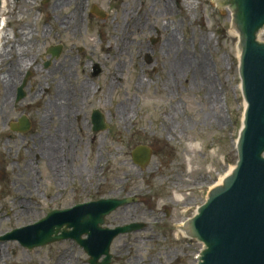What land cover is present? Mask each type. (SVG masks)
I'll return each mask as SVG.
<instances>
[{
    "label": "rangeland",
    "instance_id": "374dc122",
    "mask_svg": "<svg viewBox=\"0 0 264 264\" xmlns=\"http://www.w3.org/2000/svg\"><path fill=\"white\" fill-rule=\"evenodd\" d=\"M13 1L6 0L2 12L6 26L0 53V218L6 212L10 218L0 221V230L35 224L57 208L59 194L68 200L67 196L75 195L79 201L92 196H135L136 204L122 207L106 219L107 226L147 224L143 231L114 241L110 251L116 264H194L203 246L184 237L178 227L195 214L208 191L234 167L244 110L237 69L238 36L228 9L218 0L111 3L107 21L110 34L118 35L113 25L126 18L132 23V12L140 9L142 22L149 24L140 36L108 38L112 53L118 52L116 48L122 52L112 57L111 65L121 63L122 70L116 76L111 70L115 81L104 97L112 116L109 133L94 141L78 135L63 148L58 143L65 137L53 139L41 134L38 96L30 101L27 117L35 133L22 138L8 129L7 90L2 80L10 38L4 35H11L10 14H22L20 4L13 6ZM32 2L24 7L29 24L35 16ZM100 5L109 6L107 0ZM114 8L122 14H115ZM45 20L58 31L49 10L37 22ZM152 24L159 30V38L151 51L147 40ZM97 25L92 19L91 36H96ZM36 28L29 34L38 36L44 30L40 25ZM169 38H173L174 47L168 50L164 46ZM258 39L264 43V29ZM145 53L153 60L151 66L141 60ZM174 64H187L188 69L184 66L179 78L171 81ZM41 83L36 74L32 96ZM138 146L152 150L143 169L131 158ZM43 150L50 155L39 156ZM66 179L76 181L72 186H61Z\"/></svg>",
    "mask_w": 264,
    "mask_h": 264
},
{
    "label": "flooded vegetation",
    "instance_id": "af4514ba",
    "mask_svg": "<svg viewBox=\"0 0 264 264\" xmlns=\"http://www.w3.org/2000/svg\"><path fill=\"white\" fill-rule=\"evenodd\" d=\"M30 1L32 2L14 0L13 6L20 4L22 14L13 11L9 16L11 35L6 61V75L11 78L7 90L8 129L22 138L35 133L31 123L30 130L26 132L14 131V128H19L18 122L22 117L30 116V101L36 100L35 97L38 96L42 135L53 139L66 137L68 140L81 135L94 141L96 137L110 131L108 125L105 131L96 132L94 120L110 122L112 116L104 97L115 81L114 77H111V70H115L113 72L115 76L122 70L121 63L111 65L114 61L112 57L122 52L116 48L118 52L112 53L108 38L140 36L149 23L142 22L140 9L132 12L135 16L132 23L126 18L113 25V30L118 35L110 34V27L107 24L112 12L110 5L119 0H107L109 6L106 8L100 5L104 0H34L32 4L35 8H32L31 12L35 16L32 24H29L26 21L29 18L28 12L24 7L29 5ZM47 10L53 13L58 31H53L46 20L42 23L37 22ZM114 10L115 14H122L121 10L116 8ZM123 13L125 15L126 11ZM152 15L154 16L153 10ZM92 19L98 23L95 37L89 33ZM37 25L44 29L40 35L26 34V31L32 29L36 32ZM149 28L147 44L151 46L152 51L158 42L159 30L153 24ZM46 30L47 34L44 33ZM141 60L143 64L150 66L153 64L152 58L146 53ZM36 74L40 75L42 83L32 96L35 89L32 87V80ZM75 181L66 179L65 183L60 185L72 186ZM63 195L57 196L60 199L55 209L57 211H67L80 204L98 200L92 196L89 200L79 201L75 195L67 196L68 200ZM9 218L10 213L6 212L0 221ZM115 226L118 225L107 226L105 220L103 228ZM15 229L6 227L0 230V264H89L90 257L84 252V247L73 238L28 247L11 237V232ZM70 232L69 228L62 226L58 234H54L52 238L55 236L61 238ZM81 239L85 240L87 236L82 235ZM103 259L104 257L99 259L98 263H103ZM108 264H116L114 255Z\"/></svg>",
    "mask_w": 264,
    "mask_h": 264
},
{
    "label": "water",
    "instance_id": "95a60500",
    "mask_svg": "<svg viewBox=\"0 0 264 264\" xmlns=\"http://www.w3.org/2000/svg\"><path fill=\"white\" fill-rule=\"evenodd\" d=\"M218 1L230 11L238 35V74L245 109L236 144L237 162L222 183L208 192L205 203L181 230L204 246L196 264H264V43L257 39L264 29V0ZM103 125L101 120H94L95 131L103 130ZM29 127L28 120L23 118L20 131ZM151 156L150 148L138 146L132 152V162L145 168ZM136 202L129 197L101 199L68 211H54L38 223L14 231L11 237L28 247L73 238L90 256L89 264H98L102 256L105 259L101 264H108L112 241L120 235L141 231L146 225L131 223L103 229L104 218ZM63 225L73 230L52 239ZM82 235H88V239L82 241Z\"/></svg>",
    "mask_w": 264,
    "mask_h": 264
},
{
    "label": "bare ground",
    "instance_id": "6f19581e",
    "mask_svg": "<svg viewBox=\"0 0 264 264\" xmlns=\"http://www.w3.org/2000/svg\"><path fill=\"white\" fill-rule=\"evenodd\" d=\"M4 2H5V0H4ZM2 12H3V10L2 11H0V15H2ZM3 31H4V28H3V26H1V28H0V53H1V49H2V47L3 46H1V40H2V38H3ZM29 32H31V31H29L28 30V32L26 31V34H29ZM6 38H9L10 37V35H4ZM4 37V38H5ZM165 48H168V50L169 49H172L173 47H174V45H173V38H169V40H168V43H167V45H165L164 46ZM188 69V65L187 64H184L183 66H181V65H179V64H174V65H172V71H171V74H169V77H171V81H176L178 78H179V76H180V71H182L183 70V68H185V67ZM10 76L7 74L6 75V77H4L3 78V80H2V83H3V85H4V88H5V90H8V88H9V83H10ZM4 102L5 103H7L8 102V96H7V94L5 95V97H4ZM41 125V124H40ZM68 141V139L65 137V139L63 140V142L62 141H60L58 144L59 145H62V147L64 148V145H65V143ZM55 144H57L56 142H54ZM54 143H51V145H54ZM61 147V148H62ZM38 155L39 156H49L50 154H48L47 152H45L44 150L43 151H40L39 153H38ZM221 181H222V179L219 181V183L218 184H221ZM176 200H181L180 199V197H176Z\"/></svg>",
    "mask_w": 264,
    "mask_h": 264
}]
</instances>
